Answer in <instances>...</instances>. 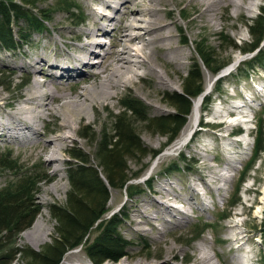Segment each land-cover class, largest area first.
Returning <instances> with one entry per match:
<instances>
[{
  "label": "rangeland",
  "instance_id": "374dc122",
  "mask_svg": "<svg viewBox=\"0 0 264 264\" xmlns=\"http://www.w3.org/2000/svg\"><path fill=\"white\" fill-rule=\"evenodd\" d=\"M60 1H37L39 8L51 16L39 29L30 28L25 18L20 20L27 32L31 30L28 44L17 50L0 47L1 114L14 113L19 108L30 106L23 101L28 97L35 78L51 81V66L46 60L29 66L31 62L41 55L50 62L62 59V55L72 52L73 43L86 41V36L78 39L69 35H79L87 27L94 26L93 7L105 10L109 15L114 13L113 7L107 10L94 0ZM258 1L261 3L254 5L244 0L243 6L236 7L224 0L214 11V16L212 14L215 23L207 16L201 17L200 12L190 5V0H178L176 3L160 1L157 4L161 9L159 18L168 24L172 33L171 43L178 45L186 54L179 63L177 59L167 58L162 49L154 51L158 69L169 73L172 81L156 84V75L136 77L135 89L121 86L118 96L109 101L108 106L100 102H96L95 107L90 106V114L76 121L73 137L65 141L59 154L60 160L56 163L39 153L49 138L59 133L55 130L53 115L45 113L44 118L36 122V129L43 137L39 141L0 135V189L15 188L22 181L32 178L39 180L30 202L36 212L33 222L0 241V264H30L25 251L20 252V249L31 247L41 251L52 243L56 222L51 206L66 203L70 190L67 168L73 161L70 151L80 149L90 156L92 163L97 164V139L104 131L112 130L116 115L126 110L125 101L131 98L141 100L144 103L143 114L147 117L171 111L172 107L165 101V93L181 88L183 77L195 62L200 67L203 90L197 102L194 98L185 124L171 142L166 144V136L147 130L137 114L128 111L124 115L126 121L134 122L146 150L158 152L154 156L147 155L141 159L137 155L130 159L127 163L131 178L127 184L109 186L105 216L117 212L125 214L118 229L131 244L128 254L118 260L108 259L102 264H195L200 249L213 255L216 264H264V234L260 227L264 220V149H258V144L264 143V60L262 63L247 64L246 61L259 49H242L255 39L249 30L251 19L264 17V0ZM147 2L143 0V3ZM112 3L115 4V1ZM35 11L38 15V10ZM122 14H117L110 24L109 33L103 36L107 47L120 37ZM200 49L208 52L210 61L207 65L200 58ZM236 60L239 63L230 71ZM57 80H61L67 92L76 91L66 77L53 79L50 87L56 89L60 84ZM255 85L260 89L257 90ZM245 97L255 99L250 107L245 108L247 120L236 113H227L233 102L240 104ZM195 104L198 109L196 123L191 122L195 117ZM217 111L223 116L216 115ZM221 121L224 122L221 124ZM188 123L190 126H187ZM185 131H189V141L169 150ZM82 133L86 135L82 136ZM161 153V160L156 163L155 159ZM218 174H226L229 179L216 178ZM164 188H170L182 200L171 198L169 202L176 208L171 207L170 211L160 215L156 211V201L165 200ZM184 197L188 199L186 202ZM147 216H152L150 222ZM37 221L43 223L48 232L39 244L25 236V232L29 234ZM235 231L244 233L243 239L247 238L240 248V242L230 240ZM35 232H32L33 236L38 233ZM97 233L98 229L94 226L90 238ZM170 246L171 256L167 259L165 253ZM13 250L16 254L9 258L8 254ZM60 264L94 263L82 244L66 252Z\"/></svg>",
  "mask_w": 264,
  "mask_h": 264
},
{
  "label": "trees",
  "instance_id": "16d2710c",
  "mask_svg": "<svg viewBox=\"0 0 264 264\" xmlns=\"http://www.w3.org/2000/svg\"><path fill=\"white\" fill-rule=\"evenodd\" d=\"M37 1L0 0V47L17 50L28 44L31 30L27 32V28L20 24L22 18H25L29 27L34 29L41 28L44 22L51 18L50 13L39 8ZM35 10H38V15ZM251 21L249 30L255 39L242 49L244 51L259 49L246 63H262L264 17L252 18ZM198 52L203 63L207 65L210 61L208 52L202 49ZM201 81L200 67L195 62L183 77L181 88L165 93V101L172 107L171 111L165 113L147 117L143 114L144 103L141 100L136 98L126 100L124 103L126 110L116 115L112 130L104 131L97 139V164L92 163L90 156L80 149L74 148L70 151L73 161L67 168L70 190L66 203H54L51 206L56 222V235L52 243L41 251L31 247L20 249V252L25 251L30 264H60L66 252L82 244L94 264H102L108 259L118 260L128 254L127 249L131 241L118 229L125 214L117 212L109 217L105 216L108 209L106 205L109 200V186H125L131 178L127 162L137 155L141 159L147 155L154 156L158 150H146L134 122L126 121L124 115L128 111L137 114L145 123L147 130L166 136L167 144L179 134L191 111L194 98H198L202 93ZM85 135L82 133V136ZM258 149L263 150L264 143L258 144ZM1 161L3 162L2 159ZM38 181L32 178L22 181L15 188L9 186L0 189V241L32 224L36 212L30 202L34 190L38 188L36 185ZM94 226L98 233L91 239L90 234ZM260 227L264 234V220ZM15 254L13 250L8 257L11 258Z\"/></svg>",
  "mask_w": 264,
  "mask_h": 264
},
{
  "label": "bare ground",
  "instance_id": "6f19581e",
  "mask_svg": "<svg viewBox=\"0 0 264 264\" xmlns=\"http://www.w3.org/2000/svg\"><path fill=\"white\" fill-rule=\"evenodd\" d=\"M94 1L102 4L107 10L113 7L114 13L109 15V12L102 9L98 10V8L93 7V10H95L93 27L96 28L87 27V30L83 33H79V35H69L70 37L72 36V38L78 39H80V36H86L88 38L86 41L83 43H73L71 45V47H73L72 52L62 55V59H56L50 62L41 55L29 64V66H33L34 64H39L42 60H46L51 66L50 71L52 75L51 81L39 80L38 78L33 80L29 95L23 101L24 104L30 103V106L19 108V110L14 113H0V129H2L0 130V135L16 137L17 139L30 142L39 141L43 138L38 129H36V122L44 118L45 113L53 115L54 121H56L55 130L59 131V133L49 138L47 143L39 150L41 156L47 155V159L53 163H56L61 157L59 154L61 153L63 145H65V141H67L69 137H73L72 132L75 129L76 121L90 114V106H94L96 102L108 106L109 101L111 102L112 99L118 96L121 86L135 89L134 87L137 84L136 77L149 78L152 74L156 75L158 78L155 82L156 84H168L172 81L169 73L165 74L164 72L166 71L158 69V61L154 58L153 54L156 49H162L167 58L173 60L177 59L176 62L179 63L180 59L186 55L183 49L178 45L173 46L171 43L172 33L167 27L168 24L164 22V19L159 18V11L161 9H158L157 4L165 0H147L148 2L146 4L143 3V0ZM112 1H115V4L112 3ZM171 1L176 3L178 0ZM223 1L224 0H190V5L195 11L200 12L201 17L207 16L211 22H213V13ZM225 1L236 7L243 6V3H245L243 2L244 0ZM249 3L255 5L261 2L258 0H249ZM120 12L123 13L120 17V37L111 47H107V41L103 36L109 33L110 24L117 18V14ZM167 12L170 13L169 11ZM104 18L108 21H105ZM238 63L239 60H236L230 67V71ZM34 68L39 70V67L34 66ZM86 71H88L87 74L85 73ZM77 75L79 76L78 78H80L79 80L78 78H73ZM63 77H66L69 81L71 80V83L75 86V92H67V89L60 83L61 80H57L60 84L56 86V89L50 87V82H52L53 79H60ZM83 83L86 85H83ZM255 88L257 90L260 89L257 85H255ZM198 99H200V96L196 98V102ZM254 100L255 99L245 97V100H242L240 104L238 102H233L227 110V113H236V115L247 120L248 113L245 108L250 107L251 102ZM1 106L3 107V104L0 103V108H2ZM193 112L195 117L192 118L191 122H195L197 119V104L194 105ZM216 115L223 116L219 111L216 112ZM222 122L224 121H221V124ZM190 123H188L187 126H190ZM230 125H232V123H230ZM230 125L228 126L230 127ZM190 128L192 129V127ZM65 129L69 131L67 132ZM189 138V131H185L182 137L168 149L170 150L173 146L179 147L187 143ZM232 144H235V142ZM38 147L37 145L36 148ZM162 153L156 157V163L161 160ZM55 169L58 171V166H56ZM216 178L227 180L229 176L226 174H218ZM164 189L166 192L165 200L156 201L158 204L156 211L160 215H162L163 212L170 211L171 207H175L169 202L171 198L176 197L179 199L181 197L170 188ZM184 198L183 201L186 202L188 199L186 197ZM180 199L182 200V198ZM147 218L149 222L152 220V216H147ZM235 225L238 226V223H235ZM35 231L38 233L36 236H33L34 234L32 235V232L34 233ZM47 233L43 223L37 221L33 226V230L29 232V234L25 232V236H28L34 243L39 244L43 241ZM239 233L240 231L233 232L234 237L230 240L232 242H240L241 244L238 245L240 248L245 241H247V238L245 237V239H243L244 233ZM170 251L171 246L165 253L167 259L171 256ZM74 256L77 255L74 254ZM212 257L214 256L208 251L200 249L195 264H216ZM120 264L126 263L121 262ZM131 264L158 263L131 262Z\"/></svg>",
  "mask_w": 264,
  "mask_h": 264
}]
</instances>
